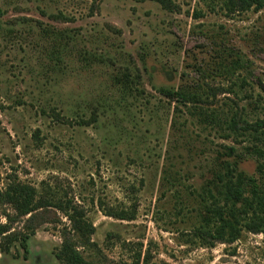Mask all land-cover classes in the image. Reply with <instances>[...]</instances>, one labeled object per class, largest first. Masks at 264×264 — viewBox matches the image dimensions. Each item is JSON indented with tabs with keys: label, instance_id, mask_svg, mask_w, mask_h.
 <instances>
[{
	"label": "rangeland",
	"instance_id": "rangeland-1",
	"mask_svg": "<svg viewBox=\"0 0 264 264\" xmlns=\"http://www.w3.org/2000/svg\"><path fill=\"white\" fill-rule=\"evenodd\" d=\"M172 1L0 0V222L18 215L5 193L21 183L84 207L95 232L79 248L90 264H264V233L231 243L201 233L218 152L245 153L248 124L264 133V7ZM219 48L241 66L225 68ZM257 163L246 155L240 167L254 174ZM49 209L60 223L0 264H62L69 222ZM122 211L134 218L108 215Z\"/></svg>",
	"mask_w": 264,
	"mask_h": 264
},
{
	"label": "trees",
	"instance_id": "trees-1",
	"mask_svg": "<svg viewBox=\"0 0 264 264\" xmlns=\"http://www.w3.org/2000/svg\"><path fill=\"white\" fill-rule=\"evenodd\" d=\"M151 1L167 9H174L172 0ZM225 6L230 13L252 7L261 9L264 7V0H225ZM219 50L224 61L230 59V65H224L225 68L241 66L242 59L238 52L233 49L229 52L222 48ZM258 84L264 94V81L259 79ZM161 92L173 99L184 97V94L177 91L161 89ZM202 115L205 120H209L208 114ZM211 117L215 119L214 116ZM230 125L233 129L236 123ZM244 129L254 139L251 141L252 145L245 147V153H240L234 146H225L223 151L218 152L216 158L218 163L211 166L209 177L202 190V197L207 203V212L203 215L205 225L203 224L204 230L201 233L212 238L214 242H234L239 239L243 230L264 233V133L259 130L261 127L258 125L248 124ZM246 155L253 156L258 161L254 174H248L240 167ZM38 196L36 188L21 183H13L6 190L5 197L18 215L15 217L6 215L7 222H0V254L9 253L17 242L27 253V241L39 227L54 221L60 223L57 215L53 220L48 217L49 207H56L69 222L63 224L62 243L56 258L62 264H90L79 248L91 246L95 232V227L88 219L84 207L73 198L52 204L49 200ZM108 215L122 220L134 218V214L125 211ZM18 218H25L26 228L23 227L25 233L23 229L13 228V223Z\"/></svg>",
	"mask_w": 264,
	"mask_h": 264
}]
</instances>
